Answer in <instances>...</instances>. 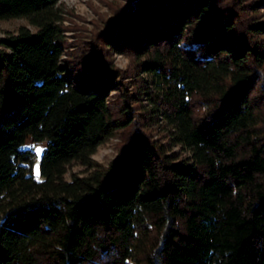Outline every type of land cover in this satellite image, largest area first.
<instances>
[{"label": "trees", "instance_id": "obj_1", "mask_svg": "<svg viewBox=\"0 0 264 264\" xmlns=\"http://www.w3.org/2000/svg\"><path fill=\"white\" fill-rule=\"evenodd\" d=\"M58 1L0 0V21L35 27L0 37V264H264V21L240 31L224 0H131L105 48L141 60L139 94L187 155L135 129L101 168L97 147L134 117L112 116L116 70L63 64ZM27 138L46 141L41 180ZM73 162L92 171L66 179Z\"/></svg>", "mask_w": 264, "mask_h": 264}, {"label": "rangeland", "instance_id": "obj_2", "mask_svg": "<svg viewBox=\"0 0 264 264\" xmlns=\"http://www.w3.org/2000/svg\"><path fill=\"white\" fill-rule=\"evenodd\" d=\"M130 3L131 0H59L56 5L62 18L60 26L63 30L61 40L64 50L63 64L67 66V69L76 79L83 78L85 63L96 57L106 66L116 70L120 74L119 86L118 89L111 90L109 93L112 116L122 119L128 112L134 117L133 123L118 130L106 142L97 147L92 155V160L101 168L110 166L127 145L135 129L145 132L150 138L160 143H164L168 149L167 153H174L180 157L187 155L179 146L169 145L167 125L161 116L151 117L149 101L145 99V96L139 94L138 86L143 84V74H140L139 68L141 60L130 52L118 53L105 48L104 32L107 31L110 20L125 8L127 9ZM223 5H228L234 9L241 17L240 19L244 20L242 26L238 22L239 27H235L240 31L248 22L264 21V0H224ZM21 26H26L35 31V27L30 25L26 18L1 20L0 37L15 33ZM248 37L251 41H255L260 36L246 33V38ZM96 50H100L102 55L97 54ZM253 96L259 97L257 88ZM205 101L199 96L193 97L192 105L196 115H204L209 110V105ZM258 125L259 131L262 132L260 139L264 142V114H262ZM45 146L46 141L34 142L31 138H27L23 145V148L30 149L35 154L32 172L39 180L42 179L39 172V162ZM38 148L41 149L39 153L36 151ZM91 171L89 166L73 162L69 165L65 177L69 179L73 173L87 175ZM128 264H142V262L134 260Z\"/></svg>", "mask_w": 264, "mask_h": 264}, {"label": "snow or ice", "instance_id": "obj_3", "mask_svg": "<svg viewBox=\"0 0 264 264\" xmlns=\"http://www.w3.org/2000/svg\"><path fill=\"white\" fill-rule=\"evenodd\" d=\"M36 151H37V153H39L41 151V149L38 148Z\"/></svg>", "mask_w": 264, "mask_h": 264}]
</instances>
